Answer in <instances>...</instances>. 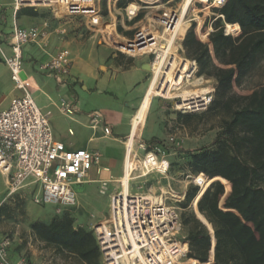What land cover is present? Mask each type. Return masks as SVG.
Returning <instances> with one entry per match:
<instances>
[{
  "label": "built area",
  "instance_id": "2783aa9c",
  "mask_svg": "<svg viewBox=\"0 0 264 264\" xmlns=\"http://www.w3.org/2000/svg\"><path fill=\"white\" fill-rule=\"evenodd\" d=\"M162 1L165 3L161 4ZM228 1L139 0V6H128L126 9L127 15L132 18L145 11L144 20L133 38L124 39L113 27L105 32L103 43L129 58L151 57L153 72V66L163 61L165 53L174 45L182 49L181 43L194 23L197 24V16L206 14L205 26L208 23L211 31L213 24L221 21L225 36L239 37L241 30L238 25H231L232 31L226 33L230 25L225 23L220 11ZM99 2L15 0V8L48 9L56 17L62 13L61 17L79 19L89 28L97 30L103 21ZM131 7L135 10L130 11ZM182 25L186 26V30L180 36ZM59 34L63 35L65 31ZM47 37L46 28L16 27L12 33L10 55L0 44V59L9 70L15 90L21 93L11 101L6 111L0 113V173L7 178L8 198L17 195L28 183H33L39 188L34 189L33 202L38 206H53L60 212L62 208L76 205L74 186L86 182L89 172L94 167L99 168L102 156L98 151L68 150L55 139L50 123L51 112H43L38 107L34 99V81L23 76V48L40 44ZM172 53L166 55L165 65ZM71 66L70 51L63 49L42 64L39 70L54 76L59 83H66ZM191 68L193 71L197 69L193 61ZM59 111L70 116L73 107L62 101ZM102 122V116L95 113L91 120L92 129H97ZM104 132L111 134L108 127ZM170 146L179 148L181 143L170 138L167 142L140 145L145 156L141 166L137 165L133 173L139 171V178L154 171L166 175L170 168L167 160ZM207 181L199 175L193 183L202 190ZM182 231L180 209L168 205L164 195H157L152 190L140 194L128 192L126 195L117 192L111 198L109 216L92 228L102 264H182L181 261L189 254V242ZM13 243L11 236L0 237V264H39L28 255L12 260Z\"/></svg>",
  "mask_w": 264,
  "mask_h": 264
},
{
  "label": "trees",
  "instance_id": "16d2710c",
  "mask_svg": "<svg viewBox=\"0 0 264 264\" xmlns=\"http://www.w3.org/2000/svg\"><path fill=\"white\" fill-rule=\"evenodd\" d=\"M220 13L225 23L239 26V37L225 36L221 21L213 24L210 35L203 15L182 42L198 74L212 72L218 96L210 111L224 115L213 146L189 155L194 176L203 175L208 182L201 192L191 187L183 205L186 210L197 201L200 214L211 225L214 261L210 258L213 237L194 214L181 215L183 228L192 225L185 236L187 258L191 264H264V86L247 96L235 93L233 86L264 58V0H229ZM177 115L184 120L193 117ZM32 230L44 242L74 252L86 264H101L93 232L75 229L69 219H55L50 225L35 223Z\"/></svg>",
  "mask_w": 264,
  "mask_h": 264
},
{
  "label": "crops",
  "instance_id": "0c3cea01",
  "mask_svg": "<svg viewBox=\"0 0 264 264\" xmlns=\"http://www.w3.org/2000/svg\"><path fill=\"white\" fill-rule=\"evenodd\" d=\"M99 6L103 18L102 26L93 30L79 19L56 17L48 9H16L15 0H0V44L10 55L12 33L16 27L46 28L48 37L44 42L23 48V76L34 81V99L38 107L43 112H51V117H54L60 126L64 125L63 132L68 141L59 139L53 132L55 139L63 143L68 150L98 151L102 156L99 168L94 167L86 182L74 186V189L85 185L104 186L106 189H115L112 198L124 188L122 183L127 157L126 141L131 136L133 121L153 79L152 72L146 69L147 64L151 66L152 59L147 56L129 58L114 52L103 43L105 32L113 27L124 39L133 38L144 20L145 11H140L137 17L132 18L127 15L126 9L128 6H139L138 1L100 0ZM131 10L135 8L131 7ZM60 31H65V34H59ZM63 49L70 51L72 66L67 82L59 83L54 76L41 72L39 68ZM20 95L14 88L8 68L0 59V113L6 111L11 101ZM62 101L72 105V115L66 116L59 111ZM163 111V101L153 98L142 130L132 146L136 159L145 156L140 145L155 144V140L162 142L158 115ZM95 113L102 116L103 122L94 130L91 120ZM151 113L155 114L154 129L150 135L151 139L145 140ZM107 127L111 131L110 135L104 132ZM141 178L144 177L131 175L128 182L129 193L140 194L133 193L132 189L137 188ZM23 189L39 188L33 183H28ZM6 199L7 178L0 173V205ZM3 236L11 235L0 234V237ZM12 239V260L28 255L40 264L30 244L22 245L21 241L18 242L14 237Z\"/></svg>",
  "mask_w": 264,
  "mask_h": 264
},
{
  "label": "rangeland",
  "instance_id": "374dc122",
  "mask_svg": "<svg viewBox=\"0 0 264 264\" xmlns=\"http://www.w3.org/2000/svg\"><path fill=\"white\" fill-rule=\"evenodd\" d=\"M137 1L139 2V0ZM164 3L165 1L161 2V4ZM59 16H62V13H59ZM195 26L194 23L193 28ZM205 27L210 29L208 23ZM185 30L186 26L180 36L183 35ZM213 32L214 29L210 31V35ZM173 53L180 60L187 61L188 72L183 74L182 84L172 89V96L177 95V98L167 100L156 97L162 100L164 105V111L158 115L161 128L160 140L167 142L170 138H174L181 143V147L170 146V149L167 150V160L170 163V168L166 175H161L155 171L151 172L144 178L139 179V185L132 190L133 193H146L152 190L157 195H164L167 204L179 208L182 216L195 215V212H199L197 201L194 200L186 210L183 209V205L187 202L186 194L191 187H195L193 183L195 176L191 171L188 158L189 155L196 153L202 148H211L213 146L215 138L220 132V119L224 115L218 110L210 111L212 102L218 96L216 91L217 82L212 77V72L208 70L205 74H198V68L193 71L191 68L192 61L187 58L188 55L185 54L183 48L176 50V47H174ZM213 63L215 64L216 61H213ZM179 66L178 64L175 65L174 71H178ZM239 68L240 63H237L234 69L238 72ZM153 76L152 72V78ZM160 82L161 78L158 80V85ZM233 86L235 93L242 96H247L254 89L264 86V58L259 59L249 74L239 84L234 83ZM202 91L204 93L200 94V96L207 102L206 107L192 110L181 108L177 104L183 101L184 98L191 99L196 97L197 93ZM178 113L190 114L193 117L188 120L180 119L177 115ZM149 117V128L145 133V140L151 139L150 135L154 129L155 114L151 113ZM50 118L55 136L63 141H68V137L63 132L64 125L60 126L54 117ZM141 151L143 150L141 149ZM143 152H141L142 155ZM143 159L144 157L137 159L138 167L141 166ZM133 176H139V171H135ZM75 191L77 193L76 205L62 208L60 212H57V209L50 205H36L32 199L36 191L31 189H23L14 197H9L0 205V234L11 235L18 242L21 241L22 245L30 244L31 249L37 254L40 264H86L74 252L44 242L32 230V226L35 223L50 225L55 219H69L75 229L92 232L94 225L104 221L109 216L111 195L115 189H106L104 186L100 187L97 185H85L75 188ZM197 217L202 223L206 224V219L203 216L198 215ZM191 227L192 225L184 227L182 235H188ZM99 261L102 264L101 256ZM181 263L191 264V259L186 257ZM197 264L199 263L197 262Z\"/></svg>",
  "mask_w": 264,
  "mask_h": 264
},
{
  "label": "bare ground",
  "instance_id": "6f19581e",
  "mask_svg": "<svg viewBox=\"0 0 264 264\" xmlns=\"http://www.w3.org/2000/svg\"><path fill=\"white\" fill-rule=\"evenodd\" d=\"M189 9V8H188ZM187 9V11H188ZM134 11V10H131ZM206 16V14H204ZM201 17L202 16H197L195 18L196 22L199 23L201 21ZM185 28V25H182L181 30H180V34L183 31V29ZM209 31H211L209 29ZM232 31V27L230 25V27L227 29L226 33H230ZM174 47H176V45H174ZM174 48L170 51H167L168 53H165L164 55V59L163 61L156 63L153 66V79L151 81V84L149 86V89L145 95V98L142 102V105L137 113V115L135 116V119L133 121V128H132V133L130 134V138L127 141V157H126V161H125V177L123 178V185L124 188H122L120 191L122 192V194L126 195L128 193V182L130 181V176L133 174V171L137 168V165L139 164L137 159H136V155H134V151L132 150V146L134 143L135 138H137V136L140 134L142 127L144 125L148 110H149V106L150 103L152 101V99L154 97H160V98H164V99H174L177 98V95L172 96V89H174V87L179 86L180 84H182V78H183V74L188 72V63L185 62V60H180L178 58V56L174 53H172V57L170 58L169 62L166 64V59L167 56L169 55V53H171V51L173 52ZM177 50V47H176ZM179 61V62H178ZM180 65L179 66V70L178 71H174V66L175 65ZM161 78V82L158 85V80ZM204 91H202L201 93H197V96L191 99H186L184 98L183 101L178 102L177 104L180 105L181 108H189L192 110H196L199 109L201 107H205L206 103L204 101V99L200 96V94H203ZM195 95V94H194ZM156 97V98H157ZM179 107V108H180ZM208 182V181H207ZM206 182V184H207ZM121 184V183H120ZM206 184H204L202 190L205 188Z\"/></svg>",
  "mask_w": 264,
  "mask_h": 264
},
{
  "label": "water",
  "instance_id": "95a60500",
  "mask_svg": "<svg viewBox=\"0 0 264 264\" xmlns=\"http://www.w3.org/2000/svg\"><path fill=\"white\" fill-rule=\"evenodd\" d=\"M146 69H147V71H149V72H152V67L149 65V64H147L146 65ZM207 190V189H206ZM195 215H196V217L198 216V215H200V216H202L199 212H195ZM197 219H198V217H197ZM199 220V219H198ZM200 221V220H199ZM201 223H202V221H200ZM245 223V222H244ZM207 229H208V231L211 233V235H212V237H213V240H212V252L210 251V258H211V256H212V259H213V261H214V251H215V238H214V232H213V229H212V227H211V225L206 221V224L205 223H202ZM210 225V226H209ZM249 226H251V227H253L252 225H249ZM259 246H260V242H259V245L257 246V252L259 251ZM208 263H210V259H209V262Z\"/></svg>",
  "mask_w": 264,
  "mask_h": 264
}]
</instances>
